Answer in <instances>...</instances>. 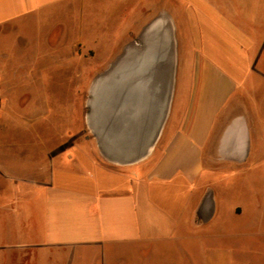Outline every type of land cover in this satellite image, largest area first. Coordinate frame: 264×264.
I'll return each instance as SVG.
<instances>
[{
	"label": "rangeland",
	"instance_id": "rangeland-1",
	"mask_svg": "<svg viewBox=\"0 0 264 264\" xmlns=\"http://www.w3.org/2000/svg\"><path fill=\"white\" fill-rule=\"evenodd\" d=\"M214 1L231 27L254 37L255 65L264 73V0ZM160 10L170 16L175 47L170 111L176 82L179 100L189 72L182 67L191 55L190 0H70L18 28L0 26V264H264V79L254 75L239 90L249 147L203 164L200 208L208 196L215 207L208 222L188 223L192 199L152 196L168 222L153 229L157 241L45 245L44 184L53 175L73 189L95 190L101 175H113L103 182L116 186L142 174L159 149L158 137L146 157L128 162L142 147L114 148L105 137L131 113L126 75L133 63L163 51L164 29L152 27ZM161 59L147 74L154 108L169 67Z\"/></svg>",
	"mask_w": 264,
	"mask_h": 264
},
{
	"label": "crops",
	"instance_id": "crops-1",
	"mask_svg": "<svg viewBox=\"0 0 264 264\" xmlns=\"http://www.w3.org/2000/svg\"><path fill=\"white\" fill-rule=\"evenodd\" d=\"M69 1L0 0V26L9 23L18 28L24 21L38 20ZM190 7L191 55L181 66L189 69L186 88L178 100L176 82L153 160L144 162L142 174L134 172L130 180L126 176L125 182L116 186L103 182L113 175H101L94 180L98 188L89 191L57 183L53 175L44 184L45 245L104 248L150 242L153 229H164L168 224L166 213L156 208L152 196L163 199L171 194L176 201L192 199L191 221L188 220L191 225H202L213 217L212 197L208 196L200 208L203 164L217 163L225 150L237 153L249 147L251 129L246 113H240L239 90L253 84L247 81L251 75L264 79V73L255 65L254 37L231 27L220 4L214 0H190ZM154 16L170 18L164 10ZM87 177L84 174L81 181L89 183Z\"/></svg>",
	"mask_w": 264,
	"mask_h": 264
},
{
	"label": "water",
	"instance_id": "water-1",
	"mask_svg": "<svg viewBox=\"0 0 264 264\" xmlns=\"http://www.w3.org/2000/svg\"><path fill=\"white\" fill-rule=\"evenodd\" d=\"M167 47V42L165 39V44L163 51L167 50V55L164 54L161 60L166 62H169V67L163 68V84L164 89L161 96V99L159 100L158 105L156 108L151 106V102H153L154 99V90L155 87L151 86L149 83L152 79L150 75H147L152 71V68L155 63L151 64V66H147V64L144 62V60L134 62L131 66V71L128 72L126 75L127 82V93L130 98H133L131 105V113L129 115H124L122 117V120L119 121L118 126L121 128L119 129V136L126 137V134L128 132H131V130H134L139 133H142L143 139L142 142L138 145L142 147V151L139 152L135 157L130 159L128 162H135L138 161L144 157H146L149 154L150 148H153L154 143L158 139L161 129L163 127L164 121L166 119V116L168 114L169 109H165L167 101H171L172 96V88H173V81H174V65H175V47H173V55L169 56V46L168 49H165ZM165 49V50H164ZM144 74H146L144 76ZM137 76V77H136ZM123 77V76H122ZM131 78V79H130ZM161 103L164 105L162 106V109L159 110V107ZM141 109H145L147 111V115L145 114L144 117L140 116ZM164 115L165 118H164ZM164 118V119H163ZM128 126V127H127ZM138 126H140L139 129H136ZM127 127V133L122 134L121 131H123L122 128ZM118 136V137H119ZM131 138V137H130ZM107 139H109L107 137ZM110 139H113L110 137ZM128 139V138H127ZM127 144V145H126ZM118 145H125L126 147H133L128 145V143H120ZM117 145V146H118ZM103 153V151H102ZM109 158V157H108ZM111 160L117 161L116 159Z\"/></svg>",
	"mask_w": 264,
	"mask_h": 264
},
{
	"label": "bare ground",
	"instance_id": "bare-ground-1",
	"mask_svg": "<svg viewBox=\"0 0 264 264\" xmlns=\"http://www.w3.org/2000/svg\"><path fill=\"white\" fill-rule=\"evenodd\" d=\"M162 26L164 29V38L166 39L167 42V47L165 49H168L169 46V56L171 54V56L173 55V47H174V38L172 35V24H171V20L169 17H166V20H164L163 18H157L156 21L154 22V24L152 25V27H160ZM164 49V50H165ZM164 54L167 55V50L166 51H162L161 54L155 55V54H151L146 53L145 56H143V58L141 60H144V62L147 64V66H151V64H153L158 58L163 57ZM164 105V103L160 105L159 110L162 109V106ZM169 109V102L167 101L166 107L165 109ZM166 115H164L165 118ZM167 117V116H166ZM163 118V119H164ZM247 145V143H246ZM246 148V147H245ZM244 149V148H243ZM152 148H150L149 153L151 152Z\"/></svg>",
	"mask_w": 264,
	"mask_h": 264
},
{
	"label": "trees",
	"instance_id": "trees-1",
	"mask_svg": "<svg viewBox=\"0 0 264 264\" xmlns=\"http://www.w3.org/2000/svg\"><path fill=\"white\" fill-rule=\"evenodd\" d=\"M142 58H143V56L138 57L135 62L141 61ZM127 127L122 128L123 129V131H121L122 134H123L124 130H127ZM139 128H140V126H138L136 129H139ZM119 129H121V128L118 126L117 129L108 132V134L105 137L106 145H110L111 147L115 148L120 143L121 144L122 143H128V145H130V146H138L142 142L143 135H142V133L137 132V130L136 131L131 130V132H128V133H127V131H125L124 133H127L126 137H121L122 135L119 136V134H118L120 131ZM107 137L109 139H107ZM110 137H112L113 139H110Z\"/></svg>",
	"mask_w": 264,
	"mask_h": 264
}]
</instances>
